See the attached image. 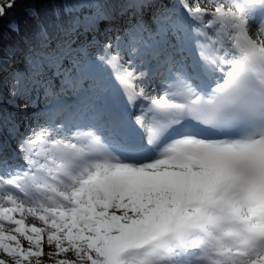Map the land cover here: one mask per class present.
I'll list each match as a JSON object with an SVG mask.
<instances>
[{
  "label": "snow or ice",
  "instance_id": "6c2138e0",
  "mask_svg": "<svg viewBox=\"0 0 264 264\" xmlns=\"http://www.w3.org/2000/svg\"><path fill=\"white\" fill-rule=\"evenodd\" d=\"M26 14L0 48V78L25 65L0 92V264H264V0Z\"/></svg>",
  "mask_w": 264,
  "mask_h": 264
},
{
  "label": "trees",
  "instance_id": "16d2710c",
  "mask_svg": "<svg viewBox=\"0 0 264 264\" xmlns=\"http://www.w3.org/2000/svg\"><path fill=\"white\" fill-rule=\"evenodd\" d=\"M35 0H19V5L16 9H14L10 15L9 20L18 22L21 27V33L16 34L10 32L7 27V21L5 22V27L0 31V48L4 50H10L13 45H19L21 41V36L25 34L28 28L31 26V20L28 17L27 9L30 5L34 4ZM41 9L42 12L51 14L53 10L58 8L56 4H48V3H40L36 5ZM25 68L23 59L21 57H16L13 61H9L8 74L3 78H0V92H2L5 96L8 95L9 90L12 87V73L20 71L22 72Z\"/></svg>",
  "mask_w": 264,
  "mask_h": 264
},
{
  "label": "rangeland",
  "instance_id": "374dc122",
  "mask_svg": "<svg viewBox=\"0 0 264 264\" xmlns=\"http://www.w3.org/2000/svg\"><path fill=\"white\" fill-rule=\"evenodd\" d=\"M29 222H32L31 219H29ZM53 249L45 248V251H52ZM0 257H2V254H0ZM43 264H53V261H50L47 257L43 258Z\"/></svg>",
  "mask_w": 264,
  "mask_h": 264
}]
</instances>
